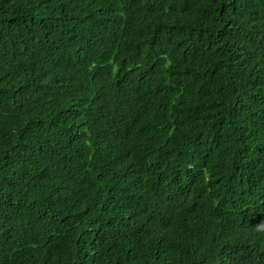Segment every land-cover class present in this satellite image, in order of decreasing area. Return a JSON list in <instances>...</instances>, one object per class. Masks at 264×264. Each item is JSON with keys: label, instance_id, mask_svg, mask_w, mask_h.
Here are the masks:
<instances>
[{"label": "trees", "instance_id": "obj_1", "mask_svg": "<svg viewBox=\"0 0 264 264\" xmlns=\"http://www.w3.org/2000/svg\"><path fill=\"white\" fill-rule=\"evenodd\" d=\"M0 264H264V0H0Z\"/></svg>", "mask_w": 264, "mask_h": 264}]
</instances>
